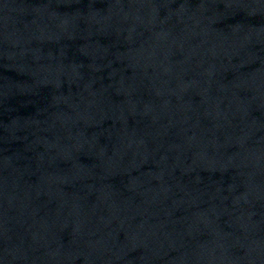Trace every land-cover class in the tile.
Wrapping results in <instances>:
<instances>
[{
    "label": "water",
    "instance_id": "95a60500",
    "mask_svg": "<svg viewBox=\"0 0 264 264\" xmlns=\"http://www.w3.org/2000/svg\"><path fill=\"white\" fill-rule=\"evenodd\" d=\"M0 264H264V0H0Z\"/></svg>",
    "mask_w": 264,
    "mask_h": 264
}]
</instances>
